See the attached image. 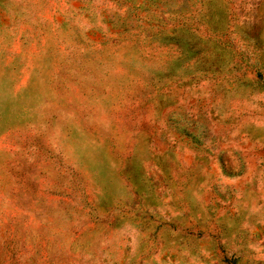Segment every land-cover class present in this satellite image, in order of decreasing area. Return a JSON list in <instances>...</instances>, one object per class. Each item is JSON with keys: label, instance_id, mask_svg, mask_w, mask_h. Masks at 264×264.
I'll use <instances>...</instances> for the list:
<instances>
[{"label": "rangeland", "instance_id": "374dc122", "mask_svg": "<svg viewBox=\"0 0 264 264\" xmlns=\"http://www.w3.org/2000/svg\"><path fill=\"white\" fill-rule=\"evenodd\" d=\"M0 264H264V0H0Z\"/></svg>", "mask_w": 264, "mask_h": 264}]
</instances>
